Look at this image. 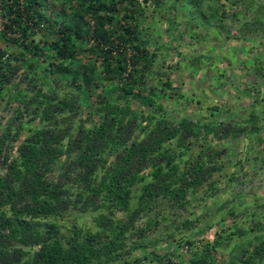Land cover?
<instances>
[{"label":"trees","instance_id":"obj_1","mask_svg":"<svg viewBox=\"0 0 264 264\" xmlns=\"http://www.w3.org/2000/svg\"><path fill=\"white\" fill-rule=\"evenodd\" d=\"M2 1L7 19L0 31L5 43L0 54V94L18 69H27L31 93H18L25 99L16 115L37 119L39 124L31 125L17 146L12 143L26 129V122L8 123L0 133V264H174L171 256L179 258L178 264L264 262V232L258 230L255 212L250 228L233 221L203 244L191 238L211 226L201 229L207 216L219 215L213 224L237 213L232 207L220 211L228 201L214 197L221 181L213 174L222 167L214 161L219 152L210 137L236 136L235 128L244 124L246 135L253 137V129H259L256 126L264 119V93L259 90L254 103L243 106L248 116L230 121L229 126L217 119L208 122L204 115L198 120L182 115L173 122L161 101L167 96L165 89L177 93L181 102L185 97L186 106L201 104L202 94L206 101L214 100L206 88L199 97L184 95L173 84L171 66L160 65L189 31L180 33L183 17L176 22L182 15L181 4H202L201 0ZM225 1L219 0L223 16L214 22L224 30V37L232 39V47L242 38V51L248 54L250 33L264 36V19L250 13L254 19L234 35L225 19L233 24L239 16L231 9L236 0ZM154 4L159 10H153ZM209 8L213 13V6ZM155 11L158 15L167 11L159 16L166 27L160 28L156 19L153 22L158 36L155 30L147 34L142 28L148 13L155 18ZM163 33L167 39L159 42ZM9 42L17 51L11 56ZM212 47L216 48L211 44L197 50L210 52ZM229 47L224 45L227 54L221 49L219 55L235 57ZM185 52L179 51V57ZM182 62L174 65L179 73L186 69ZM41 73L52 94L38 86L35 78ZM250 83L251 91L255 82ZM107 91L113 95L107 96ZM219 106L214 103L211 109ZM82 108H87L88 118L82 116ZM221 108L242 109L229 101ZM232 180L230 176L226 182ZM195 196H207L217 207L206 205L193 217ZM185 211L192 218L180 220L179 213ZM75 218L81 222H70ZM246 231L254 233L249 241L244 239ZM156 232L161 236L151 237ZM234 234L240 239L232 249L240 241L246 244L241 253L231 249L220 260L217 251L233 243ZM160 241L164 246H158ZM182 246L187 250L177 251ZM164 247L163 255L156 252Z\"/></svg>","mask_w":264,"mask_h":264},{"label":"rangeland","instance_id":"obj_2","mask_svg":"<svg viewBox=\"0 0 264 264\" xmlns=\"http://www.w3.org/2000/svg\"><path fill=\"white\" fill-rule=\"evenodd\" d=\"M201 1L202 4H181L179 11L182 13V15L176 17V22H180L182 20L181 17H183L184 20L178 27L181 31L180 33H183L184 31H186V29H188L189 31L183 33L184 36L178 42V44L180 43L181 45L177 46V48L175 47L170 55H166L165 59H161L160 65H162L164 68H167L168 64L171 66V75L173 76L175 82L173 84L179 86V91L184 95H193L195 93L197 95L196 97H199L201 91L206 88L208 90L204 91L212 94L214 100L206 101V96L202 94L200 101L203 102L201 104L191 102L188 104V106H186L187 101L185 100V97H183V100L181 102V100L179 99L180 96H178L177 93H173L172 91H170L169 94V90L165 89L167 96L161 99V101L163 103H166V107L168 108V111L171 115L170 117L172 118L173 122H177L182 115H185L192 120H198L199 115H204L206 121L208 122L213 121V119H217L221 120L222 122H224V124L229 126L230 121H240L242 118L248 116V109L243 106H249L254 103V98L256 96L257 90H259L261 94L264 93V36L262 33H250L249 39L252 40L250 42L252 49L247 51L248 54L245 52V50L242 51V44L240 43L242 42V38L237 39L238 43L234 42V46L232 47V39L224 37V33H222L224 32V30L222 28L219 29L214 22L216 19L223 16L220 14L221 7L219 4V0ZM229 2H232V0H229ZM243 2L245 1L243 0ZM252 4L254 5L250 13L252 15H258V17L260 15V17H262L261 19L263 20L264 2L262 3L259 0H251L250 7L252 6ZM209 5L211 7L213 6V13L211 12ZM259 5H263V7L261 8L259 7ZM228 7L225 6L226 9ZM152 8L153 10H159L158 8H156L155 4ZM173 8L174 7L171 6L170 9ZM231 9L238 10V6L236 5L235 8L231 6ZM150 10L151 9L149 8L148 12ZM232 10H230L229 12H231ZM168 14H170V12ZM225 14L228 15L229 13L226 12ZM155 15L154 18L151 17L148 13L146 20L142 21V28L143 30L147 28L146 30H144V33L147 34L155 30V35L158 36L159 31L157 29L159 28L155 29V26H153V22H157L154 21L156 19L158 20V26H161L160 28L163 29V25L164 27H166L165 24L162 23L163 21H159V16L164 17L165 15H167V11L163 12L161 15H158V13H156L155 11ZM245 16L246 14H243L242 18L244 19ZM251 19L254 18L251 17ZM225 20L228 29H230L234 35L237 34L238 29H235L234 24L236 23V19H234L233 24L231 20ZM191 25H193L192 28L189 27ZM2 30L3 29H1V31ZM164 34L165 33H163L161 37H157L158 40L160 39L159 42L165 41L167 39L165 38ZM221 37L223 38L224 43ZM35 40L39 39L36 37ZM218 41L219 43H222L220 44V46L218 45ZM211 44H214L216 48L214 49V47H212V50H210V52H206L207 49L201 51L202 53L198 52L197 49H203L205 47L207 48ZM14 45L15 44L13 42H9L8 44H6V46H8L7 50H9V56H11V54L14 55L17 53V51L14 49ZM224 45H229L230 47L228 49L234 48L235 57L231 56L227 59L219 55L218 51H220L221 49L225 50L224 56L227 54L226 49L223 48ZM4 46L5 43L1 40L0 54L2 53V48ZM45 50L48 51L47 47H45ZM179 51H186L185 55L183 54V57H179ZM85 56L86 55H83L82 57L85 58ZM43 58L44 55L42 59ZM245 59H247V61ZM190 60L191 63H189ZM181 61L184 62H182V67H185L186 69L184 72L181 71L182 73H179L176 69L174 70V65L180 63ZM228 63L229 65H227ZM33 65L35 68L36 64ZM198 67H200L201 70L195 69ZM253 67H258V71ZM15 74L16 75L11 78L12 80L9 83V86L5 88L2 94H0V133L8 123L17 125L21 120L23 122H26L27 124H24L26 126V129L22 131L19 134L18 139L12 143L17 146L19 145L20 141L23 140L28 133H30L29 127H31V125L37 126L39 124V121L37 119L18 117L16 115L17 108H19L20 104L25 99L21 94L18 93H31V84L28 78H26V75L29 76V71L27 69L20 68ZM41 76H43L42 73L40 74V76H37L35 78L38 81V86L40 85L39 87H42L44 91L52 94V91L48 86V82H45L44 78ZM13 82L14 84L12 85ZM250 82H255L254 87L251 91L250 86L253 85V83ZM259 83L261 84V86H259ZM98 93L100 94V96H102L103 92L101 93L99 91ZM58 94L61 95L60 91L58 92ZM106 95L112 96L113 92L107 91ZM226 101H229L230 105H239L242 107V109H239L237 112L226 111L221 108L222 103H226ZM214 103L220 105L216 111H213V109H211ZM200 106L202 107V109H200ZM86 109L87 108H82L80 112L83 117L88 118ZM66 115L68 116L67 113ZM228 126L225 127V130L226 128H229ZM252 127L259 128L257 130L253 129V137H250V134L246 135L245 129L247 127L245 124L235 128L236 136L224 137L223 135H219V137H210L213 147L217 152H219L217 156H214V161H216V163H218V165L222 167V170L218 169L213 174V178H220L221 181L214 197L222 202L228 201V203H224L220 211H226L232 207L234 210H236L237 213L235 215L228 214L224 216L222 222H216L213 224L211 223L212 220H214L216 217H219V215H215V213L213 215L207 216L204 219V223L202 224L201 229H204L206 227V224L211 226L207 229L205 228L203 231H200L199 235L191 236V238H194L195 240H201L202 244L208 240H212V238L218 234L216 232H218L223 227L232 225L233 221H238L240 223V226H243L244 228H250V226L255 221V219L253 220L251 218L253 212H255L254 215H256L257 217L256 221L260 224L258 230L264 232V150L260 149L261 145L264 146V119L259 120L256 127ZM230 176L233 178V180L227 183ZM241 193H243V195H241ZM194 198L195 200L192 201L191 207L194 212L193 217L199 215L202 212V209L206 208V205L213 209L217 207V204L210 201L207 196H195ZM179 215L180 220L185 217L192 218L188 211L182 212L181 214L179 213ZM70 222H81V220L75 218L71 219ZM253 234V232L246 231L244 239L249 241L250 235ZM159 236L161 235L158 232L151 234V237L153 238H159ZM239 239L240 238L238 237V235L234 234L232 237L233 243L223 249V252H220V250L217 251V253L221 255L219 258L220 260L226 259L229 256L233 244L237 243ZM244 244H246V242L240 241L239 247L235 246L232 249V253L240 252V248L242 246L244 247ZM160 245L164 246V242L160 241L158 246ZM224 245L225 243L221 244V246ZM172 249L176 251L174 247H172ZM250 249L251 248L249 247L247 250ZM185 250H187V247L184 246L177 249V251L180 252H185ZM156 252L163 255L165 252V247L163 249L158 248ZM171 261L174 264H178L179 258L171 256ZM218 263L219 262L217 261L216 264ZM161 264H166V261L161 262ZM261 264H264V262H262Z\"/></svg>","mask_w":264,"mask_h":264},{"label":"crops","instance_id":"obj_3","mask_svg":"<svg viewBox=\"0 0 264 264\" xmlns=\"http://www.w3.org/2000/svg\"><path fill=\"white\" fill-rule=\"evenodd\" d=\"M223 1V0H222ZM245 2H243V0H236V4L238 6V12H239V16L237 18H235L236 23L235 24V29H238L240 26H242V24H244L245 22H249L250 21V1L251 0H244ZM255 1V0H253ZM262 3L264 2L263 0H259ZM254 4H252L251 8L253 7ZM234 7V6H233ZM244 7V8H243ZM235 8V7H234ZM247 11V13H246ZM246 14L245 16V20L242 18V15ZM228 19V18H227ZM250 26V23L248 24ZM222 38V37H221ZM216 39V38H215ZM217 40V39H216Z\"/></svg>","mask_w":264,"mask_h":264},{"label":"built area","instance_id":"obj_4","mask_svg":"<svg viewBox=\"0 0 264 264\" xmlns=\"http://www.w3.org/2000/svg\"><path fill=\"white\" fill-rule=\"evenodd\" d=\"M19 2L22 4V0H19ZM3 4H4V2L2 0H0V31H1V29H3L4 22L7 19V17L5 16L6 13H5L4 9H3V6H4Z\"/></svg>","mask_w":264,"mask_h":264}]
</instances>
